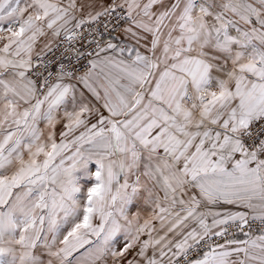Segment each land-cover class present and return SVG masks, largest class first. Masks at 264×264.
I'll return each mask as SVG.
<instances>
[{
  "label": "snow or ice",
  "instance_id": "snow-or-ice-1",
  "mask_svg": "<svg viewBox=\"0 0 264 264\" xmlns=\"http://www.w3.org/2000/svg\"><path fill=\"white\" fill-rule=\"evenodd\" d=\"M0 264H264V0H0Z\"/></svg>",
  "mask_w": 264,
  "mask_h": 264
}]
</instances>
